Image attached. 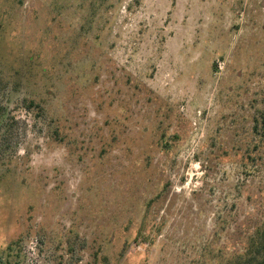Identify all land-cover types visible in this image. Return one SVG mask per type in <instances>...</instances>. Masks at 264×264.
<instances>
[{"label": "rangeland", "instance_id": "374dc122", "mask_svg": "<svg viewBox=\"0 0 264 264\" xmlns=\"http://www.w3.org/2000/svg\"><path fill=\"white\" fill-rule=\"evenodd\" d=\"M264 224V0H0V264H239Z\"/></svg>", "mask_w": 264, "mask_h": 264}, {"label": "trees", "instance_id": "16d2710c", "mask_svg": "<svg viewBox=\"0 0 264 264\" xmlns=\"http://www.w3.org/2000/svg\"><path fill=\"white\" fill-rule=\"evenodd\" d=\"M250 249L254 250L247 252L239 264H264V224L259 229L254 245Z\"/></svg>", "mask_w": 264, "mask_h": 264}]
</instances>
